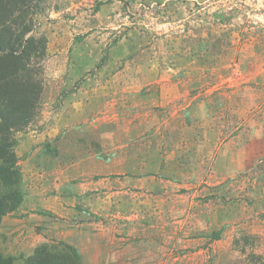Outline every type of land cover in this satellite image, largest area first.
<instances>
[{
    "label": "rangeland",
    "instance_id": "1",
    "mask_svg": "<svg viewBox=\"0 0 264 264\" xmlns=\"http://www.w3.org/2000/svg\"><path fill=\"white\" fill-rule=\"evenodd\" d=\"M41 7L0 253L264 264V0Z\"/></svg>",
    "mask_w": 264,
    "mask_h": 264
},
{
    "label": "trees",
    "instance_id": "2",
    "mask_svg": "<svg viewBox=\"0 0 264 264\" xmlns=\"http://www.w3.org/2000/svg\"><path fill=\"white\" fill-rule=\"evenodd\" d=\"M40 8L41 0H0V220L21 198L16 190H11L17 173L9 137L12 130L21 128L29 110L31 90H27L24 77L33 60L42 57L46 49L43 37L28 36ZM0 264L12 262L0 253ZM23 264L79 263L75 254L52 253L41 247Z\"/></svg>",
    "mask_w": 264,
    "mask_h": 264
}]
</instances>
